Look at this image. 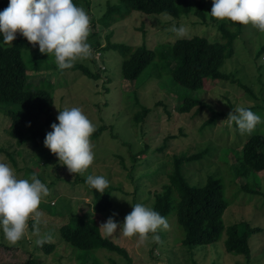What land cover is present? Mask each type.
Returning <instances> with one entry per match:
<instances>
[{
  "label": "rangeland",
  "instance_id": "1",
  "mask_svg": "<svg viewBox=\"0 0 264 264\" xmlns=\"http://www.w3.org/2000/svg\"><path fill=\"white\" fill-rule=\"evenodd\" d=\"M107 3L117 4V0H80L79 5L90 17L87 42L97 40L100 48L91 46L92 59L75 62H82L91 70L98 67L99 78H89L78 70H59L52 54H42L36 49L23 51L29 67L34 55L44 57L41 70L29 68L26 73L33 85L40 82L52 85L54 122L59 109L75 106L82 109L95 128L105 126L97 138L90 139L95 157L88 169L73 174L55 154L48 161L40 160L42 150L32 152L29 142L16 145L6 131L10 120L4 114L5 104H0V146L10 155L1 152L0 161L8 163L18 178L30 179L35 173L49 188V194L41 199L37 209L41 213L37 224L39 237L33 234L34 215L28 220L23 238L16 244H9L0 234V264H21L30 255L38 264L105 263L108 258L115 259L118 264H130L123 256L105 249L83 251L72 247L60 239L59 227L75 215L93 218L100 225L113 213L116 214L114 219L122 222L132 210L131 204L139 202L152 207L154 194L161 192L162 185L167 182L165 171L168 166L165 163L173 155L205 150L202 158L183 165L184 175L191 185H202L208 175H216L222 180L229 200L223 213L224 227L245 220L258 228L249 238L251 255L248 261L243 255L224 249V230L220 238L210 244H183V231L172 211L166 217L169 228L158 230L159 242L151 240L152 234L139 246L135 236L124 237L117 232L110 238L126 249L132 264H264V173L260 172L259 177L256 173L239 174L236 153L239 154L242 143L250 134H241L227 119L232 108L243 105L264 121V53L257 56L264 33L250 24L244 25L235 39L233 55L221 67V71L232 74L240 84L231 79L210 81L204 89L192 91L174 84L169 76H158L153 64L136 81H130L120 74L121 51L100 50L108 37L111 42L162 48L177 38L170 30L173 24L186 26L184 37L198 34L216 39L219 20L210 17L212 3L207 0L210 7L205 22L193 14L176 18L164 13L132 10L104 26L98 19L105 12ZM181 94L198 96L220 113V117L206 125L211 115L208 108L197 110L194 106L188 112L178 111ZM135 98L151 111L144 122L134 127L131 117L139 109ZM10 105L22 109L20 104ZM255 132L264 133V122L256 126L252 133ZM159 147L162 150H157ZM142 149L148 153L146 158L144 154H138ZM89 174L104 175L115 188L110 194V205L103 211H95L92 207L93 195L85 183ZM244 182H248L250 188L257 186L260 192L238 191L239 184ZM46 237L50 239L42 245L36 244L37 238ZM46 243L54 244L50 252L45 251Z\"/></svg>",
  "mask_w": 264,
  "mask_h": 264
},
{
  "label": "trees",
  "instance_id": "2",
  "mask_svg": "<svg viewBox=\"0 0 264 264\" xmlns=\"http://www.w3.org/2000/svg\"><path fill=\"white\" fill-rule=\"evenodd\" d=\"M73 2L77 6L80 5V0ZM7 4L8 0H0V10L6 8ZM209 7L207 0H117V4L107 3L106 10L98 21L107 26L115 19L125 17L132 10H138L147 14L164 13L176 18L193 14L205 22ZM210 17L213 18L211 15ZM243 26L228 20H219L216 25L219 36L216 39L193 34L176 38L162 48H152L145 44L126 45L122 42H111L108 37L106 44L100 50L121 51L120 74L123 79L136 81L145 69L153 64L152 68H155L158 76H169L174 84L192 91L200 90L210 81L231 79L239 82L232 77V74L221 71V67L225 60L233 55L235 39L241 33ZM88 43L93 48H100L97 40ZM33 49L38 50V46L30 44L19 33L10 44L0 42V104H5L4 114L10 120L6 129L9 137L18 146L29 142L32 152L42 150L39 159L48 161L52 159L53 153L47 151V148L43 149V139L45 133L49 131L50 124L54 122L51 108L53 87L50 84H41L42 82L33 85L29 80L27 69L38 71L44 67L41 62L44 57L37 58V55H34L30 67L24 60L23 51ZM263 53L264 41L258 48L257 56L260 57ZM89 59L91 60L92 57ZM69 69L78 70L92 79L100 76L98 67L96 70H91L82 62H74L73 67ZM180 99L181 102L177 105V110L180 112H188L194 106L197 110L208 108L211 115L205 122L206 125H211L220 117V113L198 96L181 94ZM12 103L20 104L22 109L11 106ZM136 103L139 109L134 111L131 117V124L134 127L144 122L146 115L151 111L149 107L137 101ZM104 129V125L96 127L90 139L97 138ZM157 150L162 148L159 147ZM1 152L9 155L2 146H0ZM206 152L207 150L173 155L170 161L165 163V166H168L165 171L167 182L162 185L161 192L154 194L152 208L165 217L172 211L183 231L181 239L183 244H210L217 241L224 230V249L233 254L243 255L248 261L251 255L249 238L258 228L252 227L245 220L224 227L223 213L229 200L225 196L222 180L216 175H208L202 185H191L184 175L183 165L202 158ZM138 154H144L145 158L148 155L145 149L139 150ZM131 158L135 160V155ZM11 160L15 163L12 157ZM236 161L240 175L256 173L259 177L260 172L264 173V133L255 132L248 135L242 143L239 154L236 153ZM128 176L132 175L129 173ZM89 189L93 195L92 207L95 211H103L110 205V194L115 190L112 185L109 184L102 194L93 188L89 187ZM238 191L260 192L257 186L250 188L248 182L239 184ZM98 227L93 218L75 215L59 227V236L62 241L76 249L83 251L105 249L123 256L132 264L126 249L110 237L105 238ZM46 244L45 251L50 252L54 244ZM21 264H38V262L30 255ZM83 264L118 263L115 259L108 258L105 263L91 261Z\"/></svg>",
  "mask_w": 264,
  "mask_h": 264
},
{
  "label": "clouds",
  "instance_id": "3",
  "mask_svg": "<svg viewBox=\"0 0 264 264\" xmlns=\"http://www.w3.org/2000/svg\"><path fill=\"white\" fill-rule=\"evenodd\" d=\"M209 14L218 20H228L241 25H252L264 33V0H211ZM90 17L83 7L73 0H8L7 7L0 10V37L2 43L10 44L17 33L38 46L42 54H52L59 70L72 68L77 60L92 56L93 50L87 42L90 32ZM177 38L187 33L185 25L171 26ZM229 123H234L241 134H251L264 121L250 108L238 105L227 114ZM45 133L43 146L56 155L58 161L70 173H79L93 164L95 153L90 141L95 125L80 107L59 109L56 122L50 124ZM85 183L98 193H104L110 181L104 175L89 174ZM49 188L35 173L30 179L18 178L14 169L0 161V234L11 245L20 241L28 227V220L35 216L33 234L39 237L40 212L38 206ZM131 211L123 221L110 215L99 225L102 235L107 238L121 233L124 237H137L142 245L151 235L159 242V229L167 230L169 222L154 208L144 203L131 204ZM50 237L37 238L42 245Z\"/></svg>",
  "mask_w": 264,
  "mask_h": 264
}]
</instances>
